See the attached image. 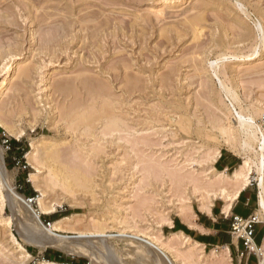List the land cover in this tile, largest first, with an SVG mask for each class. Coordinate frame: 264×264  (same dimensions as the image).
Returning <instances> with one entry per match:
<instances>
[{
    "label": "rangeland",
    "instance_id": "obj_1",
    "mask_svg": "<svg viewBox=\"0 0 264 264\" xmlns=\"http://www.w3.org/2000/svg\"><path fill=\"white\" fill-rule=\"evenodd\" d=\"M263 44L264 0H0V120L13 131L0 126V150L15 191L34 199V174L55 206L51 214L76 216L63 229L80 245L88 240L80 231L104 225L116 233L123 221L181 256L161 227L174 214L197 211L200 195L217 192L216 200L221 187L233 189L228 180L214 182L221 179L213 151L235 154L214 125L223 114L234 122L240 106L264 103ZM12 139L28 150L33 144L34 157H20L24 145L12 150ZM44 150L60 156L44 160ZM3 187L0 264H39L46 250L61 263H94L59 246L25 243ZM51 214H40L44 224ZM108 241L123 264L143 256L129 239ZM228 257L244 264L233 249ZM257 262L248 256L247 264Z\"/></svg>",
    "mask_w": 264,
    "mask_h": 264
},
{
    "label": "bare ground",
    "instance_id": "obj_2",
    "mask_svg": "<svg viewBox=\"0 0 264 264\" xmlns=\"http://www.w3.org/2000/svg\"><path fill=\"white\" fill-rule=\"evenodd\" d=\"M255 47L257 46L255 45ZM256 49H254L253 55L258 52ZM260 51H262V49ZM4 81L2 80V85L4 84ZM231 97L233 98V100H235V96L232 95ZM233 112L234 114L232 117L235 118L234 122H232L231 119L227 118V116L223 114L224 117H219L217 119V122L214 125L215 127L214 129L217 130L220 137L223 139V143L228 148H230L236 155L238 154V156L242 159V162L231 173L216 171L213 167V170H215V173H216V177L218 179H221L219 182L214 181V180L213 181L217 185H220L222 182L224 183V180H228V182L232 184V188H233L232 190L227 191L223 187H221L222 189H220L219 191L220 197H222L223 200H225L226 202L225 209L227 210V208H229L230 203L237 197L240 190L244 188L245 186H247L251 182V180H255L257 182V187H258V208L256 210V216L260 221L261 220L264 221V119H262L264 118V103L251 104L247 106L245 109H243L240 106L239 111L234 110ZM258 116L260 117V121H261V123L259 124L256 121V118ZM82 118H84V116ZM86 120H87V117H86ZM2 122L3 121L0 120V126L4 127L6 131L13 132L8 127L4 126ZM114 123L116 124V121L111 124H114ZM115 124L114 126L117 125ZM50 146H53V145L50 144ZM34 148L36 147L33 144H31L30 150L26 151V157L28 158V161H30L31 158L34 157V156L32 157V150H34ZM219 152H220V149L218 148L215 151H213L212 156H211L213 162L219 155ZM38 155L41 156L43 154L40 153V154H37V156ZM57 155L58 154L56 153V150L54 152L45 151L42 159L53 162L51 160L55 159ZM59 156L60 155H58V157ZM40 161H43V160H40ZM56 162H55L56 164L59 163V158H58V161ZM63 167L60 170V172H62L64 176L67 177L68 174H66L67 172L63 170ZM67 169L70 170L69 167ZM0 172L2 174V180H1L2 184L0 185L4 186L3 187L5 188L4 190L7 191V194L12 198L14 202V205H12V211L15 212V213L13 212V214H15V217H16L15 223H16V228H17V232L19 236L25 243L35 245L36 247H39L40 249H44L45 246L47 245H51V246L55 245V246H59L60 249H62L63 251L67 253L77 252L78 254L79 252V254L81 253L84 255H88V257H90L91 261H94V263L96 262L98 264H123L122 261L120 262V259L119 260L115 259L113 247L110 245L108 241V236H114V237H123V238L129 239L130 242L136 244V248L138 249V252H141V256L142 255L143 256L142 258H138L136 262L133 264H153L152 262H155L156 264H158L157 261L154 260L150 256V253H149L150 248L157 249L159 252H161L167 258L170 264H190L191 263L190 261L193 260L192 259L193 256L197 257L196 261L194 260L195 262L203 263L205 262L206 259H208V260H214L217 264H229L230 263L229 261L226 262V258H229L228 257L229 251L227 247H223L220 249L214 248L208 252H204L202 247L195 242L189 243L187 246L181 247L182 244H185L184 241H180L177 237L178 236L177 234H172L167 239V243H171L174 246L178 255H181L182 257L185 255L184 258L186 260L181 259L180 258L181 256L179 257L177 256L178 257L177 259V257H173L166 251L163 245L157 241L156 236H153L150 234H143L141 232H136V231H127L126 228L124 227L123 221H119L120 224H122V226L116 233H110V234L105 233L102 227L104 225L98 226L97 229H95L94 231H91L92 229L90 231H84V230L80 231L79 236L77 235L76 236L78 238L84 239L85 241L86 239L88 240L87 242L81 241L82 242L81 245L79 243L80 241L78 242L75 241L76 242V245H75L73 244L74 241L72 240V238H76V237L64 233V229H63L65 224L69 225L70 222L72 223L73 221L72 219L73 218L75 219L76 216L74 214H68V215L62 216L56 220L51 221L48 224H44V222L40 219V214L53 213L55 211V206L49 205L48 202L47 204L44 201V191L41 190L40 186L36 183L35 179L33 178L34 174L30 175V181L33 183V185L35 186V189L39 192V194L33 199V198H26L24 195L15 191V188L13 187L11 183L12 176L9 175V171L4 166V158H3V153L1 150H0ZM72 173L74 174L76 172H72ZM73 174L72 175L70 174L72 178H69V179L75 178V180H79L80 177L76 175L77 173L74 174L75 175L74 178H73ZM61 179H65V178H60V180ZM85 180H86V177H85ZM68 185H70L69 182L67 183L66 187H68ZM216 193L214 192L212 194L206 193L204 195H200L198 207L201 210L208 211L209 210L208 208L210 204L212 205V200L214 199L213 197L214 195H216ZM33 200H35L36 202V207H37L36 209L32 205ZM186 212L187 211L182 212L181 216H184ZM173 237L175 238V240H173ZM12 238H13L14 244H16V246L24 252V255L30 256V254L24 249V247L14 237ZM253 249L255 250V254L258 258V262L256 264H264V238L261 244L257 247L254 246ZM39 264H67V263L43 260Z\"/></svg>",
    "mask_w": 264,
    "mask_h": 264
},
{
    "label": "crops",
    "instance_id": "obj_3",
    "mask_svg": "<svg viewBox=\"0 0 264 264\" xmlns=\"http://www.w3.org/2000/svg\"><path fill=\"white\" fill-rule=\"evenodd\" d=\"M241 163L239 158L226 148H221L219 155L213 162L216 171H234ZM230 172V173H231ZM226 202L222 197L212 200L209 210H194L190 207L186 215L179 213L170 217L168 222L162 225V234H177L180 241H184L181 247L195 242L199 244L204 252L211 249L227 247L231 252L233 249L240 248V242L231 239L229 230L231 216L239 215L246 217L252 213L256 214L258 208V187L254 183H249L242 188L237 197L230 203L229 208L225 209ZM264 238V221L254 225L253 243L259 246ZM248 258L243 260L247 264Z\"/></svg>",
    "mask_w": 264,
    "mask_h": 264
},
{
    "label": "built area",
    "instance_id": "obj_4",
    "mask_svg": "<svg viewBox=\"0 0 264 264\" xmlns=\"http://www.w3.org/2000/svg\"><path fill=\"white\" fill-rule=\"evenodd\" d=\"M253 182H255V180H251L250 183ZM259 222L260 220L257 218L255 213H252L246 217L236 214L231 216L229 234L231 239H235V241H238V243L240 242L241 247L236 248L237 255L240 259H245L251 254H255L253 247L257 246L253 243L254 225ZM48 223L49 222H46V224Z\"/></svg>",
    "mask_w": 264,
    "mask_h": 264
},
{
    "label": "trees",
    "instance_id": "obj_5",
    "mask_svg": "<svg viewBox=\"0 0 264 264\" xmlns=\"http://www.w3.org/2000/svg\"><path fill=\"white\" fill-rule=\"evenodd\" d=\"M20 145H24V148L19 152V156L22 155V154H24L28 150L26 144H24L22 141H18V140H14V139H12L10 141V146H11V149L12 150H14L16 146H20ZM30 193L33 194L34 192L31 190ZM65 215H68V213L67 212H62V213L51 214L49 216V217H51L50 218L51 220H48V221L56 220V219H58V218H60L62 216H65ZM58 255H59L58 253H56V252L53 253V252H51L49 250H46L45 253H44V256H45V258L47 260H49V261H59L60 262L61 261V258H59Z\"/></svg>",
    "mask_w": 264,
    "mask_h": 264
},
{
    "label": "water",
    "instance_id": "obj_6",
    "mask_svg": "<svg viewBox=\"0 0 264 264\" xmlns=\"http://www.w3.org/2000/svg\"><path fill=\"white\" fill-rule=\"evenodd\" d=\"M150 256L157 261L158 264H170L167 258L159 252L157 249L150 248L149 249ZM156 264L155 262H152Z\"/></svg>",
    "mask_w": 264,
    "mask_h": 264
}]
</instances>
